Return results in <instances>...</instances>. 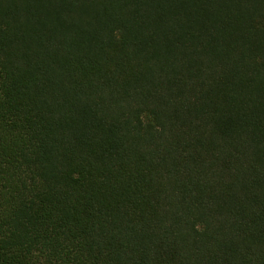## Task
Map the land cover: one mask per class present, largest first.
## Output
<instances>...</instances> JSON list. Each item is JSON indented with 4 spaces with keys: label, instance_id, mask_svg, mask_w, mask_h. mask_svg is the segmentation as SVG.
<instances>
[{
    "label": "trees",
    "instance_id": "1",
    "mask_svg": "<svg viewBox=\"0 0 264 264\" xmlns=\"http://www.w3.org/2000/svg\"><path fill=\"white\" fill-rule=\"evenodd\" d=\"M0 264H264V0H0Z\"/></svg>",
    "mask_w": 264,
    "mask_h": 264
}]
</instances>
